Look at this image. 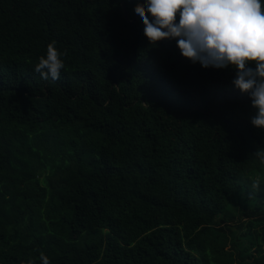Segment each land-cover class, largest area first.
Listing matches in <instances>:
<instances>
[{
	"label": "trees",
	"instance_id": "obj_1",
	"mask_svg": "<svg viewBox=\"0 0 264 264\" xmlns=\"http://www.w3.org/2000/svg\"><path fill=\"white\" fill-rule=\"evenodd\" d=\"M135 2L0 0V264H264L256 110Z\"/></svg>",
	"mask_w": 264,
	"mask_h": 264
},
{
	"label": "clouds",
	"instance_id": "obj_2",
	"mask_svg": "<svg viewBox=\"0 0 264 264\" xmlns=\"http://www.w3.org/2000/svg\"><path fill=\"white\" fill-rule=\"evenodd\" d=\"M133 11L150 44L175 40L181 55L193 63L235 69L233 85L248 95L256 110L250 123L264 130V0H136ZM55 45V40L47 45L34 68L44 80H58L65 67L61 56L66 52ZM255 157L264 165V149ZM39 260L51 264L43 251Z\"/></svg>",
	"mask_w": 264,
	"mask_h": 264
},
{
	"label": "water",
	"instance_id": "obj_3",
	"mask_svg": "<svg viewBox=\"0 0 264 264\" xmlns=\"http://www.w3.org/2000/svg\"><path fill=\"white\" fill-rule=\"evenodd\" d=\"M122 7H123L124 15H125V17L127 18L128 22H129L130 24H133V23L135 22V20L137 19V16L135 17L134 21H130L129 16H128V14L126 13V6H125V3H122Z\"/></svg>",
	"mask_w": 264,
	"mask_h": 264
}]
</instances>
